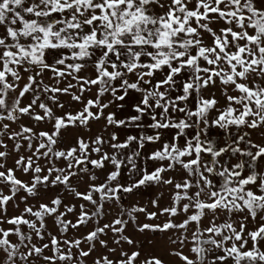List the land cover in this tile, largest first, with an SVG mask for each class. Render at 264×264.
<instances>
[{"label":"snow or ice","instance_id":"6c2138e0","mask_svg":"<svg viewBox=\"0 0 264 264\" xmlns=\"http://www.w3.org/2000/svg\"><path fill=\"white\" fill-rule=\"evenodd\" d=\"M177 260L264 264V0H0V264Z\"/></svg>","mask_w":264,"mask_h":264},{"label":"rangeland","instance_id":"374dc122","mask_svg":"<svg viewBox=\"0 0 264 264\" xmlns=\"http://www.w3.org/2000/svg\"><path fill=\"white\" fill-rule=\"evenodd\" d=\"M147 198L148 197L145 196L144 199L141 200V203H143L145 200H147ZM135 199H140V197L139 196H137V197H128V196H126L125 197V202L131 204ZM176 264H180V262L177 260Z\"/></svg>","mask_w":264,"mask_h":264}]
</instances>
